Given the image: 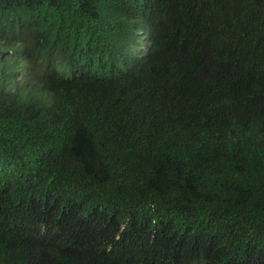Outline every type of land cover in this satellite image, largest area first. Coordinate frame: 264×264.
Instances as JSON below:
<instances>
[{"label":"trees","instance_id":"16d2710c","mask_svg":"<svg viewBox=\"0 0 264 264\" xmlns=\"http://www.w3.org/2000/svg\"><path fill=\"white\" fill-rule=\"evenodd\" d=\"M0 264H264V0H0Z\"/></svg>","mask_w":264,"mask_h":264},{"label":"clouds","instance_id":"9594fccd","mask_svg":"<svg viewBox=\"0 0 264 264\" xmlns=\"http://www.w3.org/2000/svg\"><path fill=\"white\" fill-rule=\"evenodd\" d=\"M134 34L137 38L140 39V41L138 42L141 46H143L142 48H146L149 47V41L147 38V34L144 32L143 28L141 26L136 27L134 29ZM58 72H61L60 68H57ZM176 123L174 122H167L164 124H160V134H168L170 129L172 128L173 125H175Z\"/></svg>","mask_w":264,"mask_h":264}]
</instances>
